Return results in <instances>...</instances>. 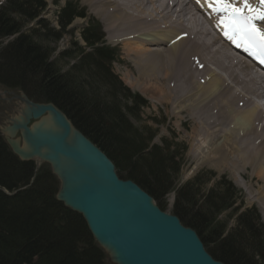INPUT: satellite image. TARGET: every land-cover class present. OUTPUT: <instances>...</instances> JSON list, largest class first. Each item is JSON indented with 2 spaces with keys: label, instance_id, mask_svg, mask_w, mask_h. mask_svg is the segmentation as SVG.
Instances as JSON below:
<instances>
[{
  "label": "trees",
  "instance_id": "1",
  "mask_svg": "<svg viewBox=\"0 0 264 264\" xmlns=\"http://www.w3.org/2000/svg\"><path fill=\"white\" fill-rule=\"evenodd\" d=\"M44 8L43 0H4L0 5V83L20 88L36 101L53 102L112 160L121 177L137 183L162 209L165 195L174 191L172 213L197 232L215 259L264 264V224L257 210L235 207L240 192L225 178L208 190L201 175L176 187L183 160L177 157L179 146L154 143L150 127L140 129L130 120H138L136 110L143 102L111 74V51L78 48L76 57L69 52L59 57L74 63L59 65L48 46V34L55 40L59 32L38 20ZM76 14L69 5L61 10L62 31ZM31 22L35 27L22 31ZM6 37L13 39L3 45ZM83 38L89 46L97 41L87 30ZM35 167L33 161H20L0 136V264H109L81 216L56 200L55 176L46 167ZM223 213L233 219L232 226L221 219Z\"/></svg>",
  "mask_w": 264,
  "mask_h": 264
},
{
  "label": "bare ground",
  "instance_id": "2",
  "mask_svg": "<svg viewBox=\"0 0 264 264\" xmlns=\"http://www.w3.org/2000/svg\"><path fill=\"white\" fill-rule=\"evenodd\" d=\"M85 1L105 20L109 40L124 43L137 72L124 79L150 88L171 118L192 123L190 138L201 141L193 157L239 175L249 168L263 181L253 197L264 199V106L252 100L264 97V74L215 35L210 11L180 0Z\"/></svg>",
  "mask_w": 264,
  "mask_h": 264
},
{
  "label": "water",
  "instance_id": "3",
  "mask_svg": "<svg viewBox=\"0 0 264 264\" xmlns=\"http://www.w3.org/2000/svg\"><path fill=\"white\" fill-rule=\"evenodd\" d=\"M21 98L25 109L5 128L8 144L21 159L50 165L60 181L57 200L82 216L112 263L224 264L205 251L192 228L162 212L132 180L120 179L109 157L59 108Z\"/></svg>",
  "mask_w": 264,
  "mask_h": 264
},
{
  "label": "rangeland",
  "instance_id": "4",
  "mask_svg": "<svg viewBox=\"0 0 264 264\" xmlns=\"http://www.w3.org/2000/svg\"><path fill=\"white\" fill-rule=\"evenodd\" d=\"M44 2L46 3V8L45 11H42L40 13L38 20L41 19L45 20L46 24H48L49 27H54L55 29H57V24L55 22L56 21L55 10L57 8L56 6L53 5L52 0H44ZM59 2H61V0H59ZM79 2L81 3L82 6H85L87 8L88 13H90L89 11H91L92 9L93 14L95 15V8L93 6L87 4L85 0H79ZM1 4H4L3 0H0V5ZM93 14L91 15L94 16ZM99 19L102 22H104L106 29L105 20L101 18ZM199 21L200 19L198 18V22ZM73 23L75 25L74 24L72 26L70 25L67 28L66 33L58 39L54 40L52 39L53 34H48L50 35L49 38H51V41L49 42L48 46H50L53 49L51 59L53 58L59 59V57H61L60 55L63 52L70 51L69 54H71L72 52L71 50H74V48H76V46L73 45V43L75 42L83 44V41L81 40V37H79V33L76 30L84 26L85 21L82 22L81 20H75ZM31 27H35L34 22L28 23L23 28L22 31H27ZM102 27L104 28L103 24ZM108 35L109 37L111 36L109 33ZM3 43L4 42H2V44ZM115 44H119L121 46L119 51H120V55H122L123 62H121V59L119 57L118 63H114L110 65L111 66V68H109L110 72L112 74H115L119 78V79L117 78V80H119L121 83H124L128 87L129 93L141 94V96L145 100V104L143 108H140L138 114V120H135V118L133 117H131L130 120L140 129H143L144 126L150 127L152 131L155 133V137L153 139L154 143L163 144V142L166 140L168 143H171L173 146L176 143L178 144L176 145L179 146L176 149V152L178 154L177 157H180V159L183 158V160L181 161L180 171L176 183L181 184L189 179H192L196 175L199 176L201 175L200 181L201 182L204 181L203 188L204 190H208L209 188L216 185V182L220 179V177L225 176L226 179L230 180L236 186V188L241 191L240 194H241L242 202L241 200L237 201L235 207H238L239 205H242L243 208L252 205L256 206L260 212L261 219L264 223V214H263L264 199L261 200V198L253 197V195L256 192H258L259 189H262L263 186L262 179H258L257 176H252V173L250 172L249 168L246 169V171L243 172L241 175H239L237 173L234 174L232 172V169L228 165H224V166L222 164L218 165L210 161H197L195 157H193L192 152L195 149H198V145L201 144V141L200 140L193 141L190 138V135L192 134L193 131L192 127H190V124L192 123L190 121H187L186 123L183 122L181 124L179 123L180 121L178 119L171 118L170 114L168 113L169 106L163 103L161 98L159 100V97L156 94L155 95L152 94L151 91H149L150 88L148 90L143 88L142 86L140 88L138 86L134 87L133 82H129L124 79L125 75L129 77L132 75L131 74L132 72L137 73L136 68L130 63V60L125 50L124 43L120 42ZM72 54L75 55L74 51L72 52ZM57 62L59 65H62L64 68H66V66H68L67 64L74 63V60L72 58L66 57V58H60ZM95 88H96L95 91L98 90L102 91L100 86H95ZM0 90H3V88L1 87ZM151 94L154 96H152ZM119 101L124 103V99H121ZM18 108L19 105L15 100H12L11 103L9 104H5L0 99V128L8 124L7 118L9 116L18 113L17 112ZM181 117H183L184 120L186 121L184 115ZM183 146H185L186 148L185 152H183L182 149ZM38 165L46 167V164L43 163H40ZM212 171L214 172L213 174H211ZM235 177H237V181L236 179H234ZM245 183L251 186L250 189H246L242 187ZM172 194L173 193H170L164 197V203L167 212H170V210L172 209L171 206L172 200L169 201V198L172 199L173 196ZM240 202L242 204H240ZM221 219L222 220L227 219L229 226H232L233 219L231 217L230 218L228 217V213H223V215H221Z\"/></svg>",
  "mask_w": 264,
  "mask_h": 264
},
{
  "label": "snow or ice",
  "instance_id": "5",
  "mask_svg": "<svg viewBox=\"0 0 264 264\" xmlns=\"http://www.w3.org/2000/svg\"><path fill=\"white\" fill-rule=\"evenodd\" d=\"M226 37L264 64V0H204Z\"/></svg>",
  "mask_w": 264,
  "mask_h": 264
}]
</instances>
